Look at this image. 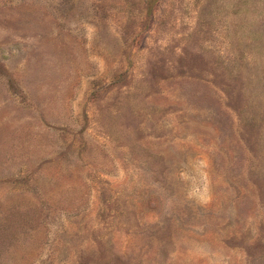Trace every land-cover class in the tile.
Segmentation results:
<instances>
[{"label": "rangeland", "instance_id": "rangeland-1", "mask_svg": "<svg viewBox=\"0 0 264 264\" xmlns=\"http://www.w3.org/2000/svg\"><path fill=\"white\" fill-rule=\"evenodd\" d=\"M0 264H264V0H0Z\"/></svg>", "mask_w": 264, "mask_h": 264}]
</instances>
